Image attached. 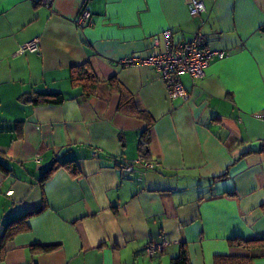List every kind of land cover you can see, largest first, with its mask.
<instances>
[{
    "label": "crops",
    "instance_id": "0c3cea01",
    "mask_svg": "<svg viewBox=\"0 0 264 264\" xmlns=\"http://www.w3.org/2000/svg\"><path fill=\"white\" fill-rule=\"evenodd\" d=\"M203 1L192 15L190 0H0V264H171L182 245L214 264L264 237V0ZM169 29L227 52L181 77L187 98L120 63L163 51ZM36 37L38 54L19 52ZM144 132L154 168L125 176Z\"/></svg>",
    "mask_w": 264,
    "mask_h": 264
},
{
    "label": "built area",
    "instance_id": "2783aa9c",
    "mask_svg": "<svg viewBox=\"0 0 264 264\" xmlns=\"http://www.w3.org/2000/svg\"><path fill=\"white\" fill-rule=\"evenodd\" d=\"M190 12L192 15L201 14L206 10L203 0H190ZM91 12L87 9L82 10L77 19V25L82 27L90 22ZM165 49L160 53L147 56H131L121 60L123 66H153L165 80L169 96H183L187 98L188 94L181 81L185 74L193 79L203 78L212 59H222L226 57L225 50H217L209 47L206 35L197 31L192 39L188 41H173L172 30L163 32ZM40 39L33 38L21 45L20 53H39ZM264 118V114L261 115ZM97 153L94 152V155ZM154 168V163L140 156L132 163L122 164L121 171L125 176H130L135 172L136 167ZM162 246L149 247L147 251L150 254L161 252Z\"/></svg>",
    "mask_w": 264,
    "mask_h": 264
},
{
    "label": "trees",
    "instance_id": "16d2710c",
    "mask_svg": "<svg viewBox=\"0 0 264 264\" xmlns=\"http://www.w3.org/2000/svg\"><path fill=\"white\" fill-rule=\"evenodd\" d=\"M91 77H92L91 71L86 62L73 66V72L71 74V79L74 84H82V83L85 84L87 83V80H91ZM93 88L94 87L91 86V90H87V93H92ZM39 100L60 103L63 101V96L57 93H52V94L38 93L34 96V101H39ZM146 133L147 132H144L141 138L140 151L142 153V157L148 159L147 157L149 154V148L147 145L149 143V138L146 135ZM260 151H264V146L260 149ZM59 164L64 165L66 164V162L61 164L57 160V163L49 169L50 170L49 172L53 171ZM9 224L5 226V232L3 236H1V239H0L1 246L4 244L6 236L8 232L10 231ZM237 243L239 245L244 246L246 249L249 250L248 256H232V255L219 254L215 256L214 264H250L254 258L264 255V237H258V238L246 240V241L238 240ZM171 264H190L187 251L184 245H182V248L179 254L172 259Z\"/></svg>",
    "mask_w": 264,
    "mask_h": 264
}]
</instances>
